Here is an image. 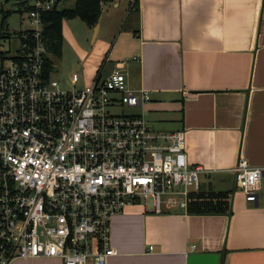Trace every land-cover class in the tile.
I'll list each match as a JSON object with an SVG mask.
<instances>
[{
  "label": "built area",
  "instance_id": "2783aa9c",
  "mask_svg": "<svg viewBox=\"0 0 264 264\" xmlns=\"http://www.w3.org/2000/svg\"><path fill=\"white\" fill-rule=\"evenodd\" d=\"M21 5L33 29L17 34L16 54L0 65V264H109L113 216L127 207L186 212L206 170L187 160L183 131L149 129L150 97L128 86L125 61L82 89L77 73L68 89L50 81L42 15L57 0ZM231 173L235 191L256 207L264 169L239 158Z\"/></svg>",
  "mask_w": 264,
  "mask_h": 264
},
{
  "label": "crops",
  "instance_id": "0c3cea01",
  "mask_svg": "<svg viewBox=\"0 0 264 264\" xmlns=\"http://www.w3.org/2000/svg\"><path fill=\"white\" fill-rule=\"evenodd\" d=\"M121 1L103 4L90 48L79 53L84 83L103 76L105 63L107 76L125 61L128 86L150 97L143 108L148 126L183 131L187 160L206 170L193 194L229 193L231 214L153 215L127 207L111 219L116 255L109 264H188L190 255L264 264V199L246 203L231 173L239 158L264 169V0H137V12L129 0L124 16L131 23L119 32Z\"/></svg>",
  "mask_w": 264,
  "mask_h": 264
},
{
  "label": "rangeland",
  "instance_id": "374dc122",
  "mask_svg": "<svg viewBox=\"0 0 264 264\" xmlns=\"http://www.w3.org/2000/svg\"><path fill=\"white\" fill-rule=\"evenodd\" d=\"M121 2L116 10V24H120L119 32L121 30L125 32L130 26L131 16L128 19L127 15L124 16V11H129L130 4L128 2L132 3V1L122 0ZM61 3L58 9H71L75 4L74 0H61ZM16 8H19V11ZM32 29L28 15L22 8L21 0H0V65L2 58L8 59L16 54L15 51L19 47L17 34ZM62 36L60 55L54 54L50 48L47 49L49 63L53 68H59L56 72L54 70L50 72L49 79L58 82L62 89H68L65 83L70 80L73 73H77L79 75L77 88L82 89L86 86L84 83L86 68L79 62L81 57L79 53L88 52L93 37V29L86 26L80 19L74 18L65 22ZM104 67L103 76L111 70L108 63H105ZM123 113L132 115L141 113V110L124 108ZM148 116L147 118H149ZM148 127L153 131H161L157 124H149ZM58 263L62 264L60 261Z\"/></svg>",
  "mask_w": 264,
  "mask_h": 264
},
{
  "label": "trees",
  "instance_id": "16d2710c",
  "mask_svg": "<svg viewBox=\"0 0 264 264\" xmlns=\"http://www.w3.org/2000/svg\"><path fill=\"white\" fill-rule=\"evenodd\" d=\"M59 1L52 11L42 15L44 20V36H46L47 49L50 48L56 55H60L62 46V25L71 19H80L89 28H94L101 13L104 3H112L115 0H75L71 9H58ZM131 10L138 11V1L134 0ZM45 68L47 72L53 70L52 65L47 59ZM229 193H215L212 190L200 191L192 194L187 206V214L194 216H221L230 215Z\"/></svg>",
  "mask_w": 264,
  "mask_h": 264
},
{
  "label": "water",
  "instance_id": "95a60500",
  "mask_svg": "<svg viewBox=\"0 0 264 264\" xmlns=\"http://www.w3.org/2000/svg\"><path fill=\"white\" fill-rule=\"evenodd\" d=\"M13 11H16L15 9H13ZM98 26H95L94 30H96ZM57 68H54V71H56ZM217 260L216 256L213 255H190V258L188 260V264H215V261Z\"/></svg>",
  "mask_w": 264,
  "mask_h": 264
}]
</instances>
